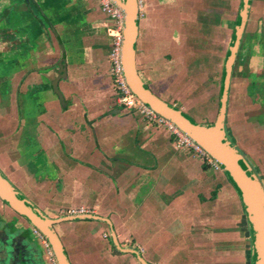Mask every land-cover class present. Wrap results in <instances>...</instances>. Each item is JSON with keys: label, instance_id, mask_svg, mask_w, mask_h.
Here are the masks:
<instances>
[{"label": "crops", "instance_id": "1", "mask_svg": "<svg viewBox=\"0 0 264 264\" xmlns=\"http://www.w3.org/2000/svg\"><path fill=\"white\" fill-rule=\"evenodd\" d=\"M185 1L138 0L136 63L155 94L158 65L184 60L197 19ZM211 1L224 13L225 0ZM232 4L236 28L242 0ZM108 25L98 0H0V171L58 221L71 264H141L128 250L149 264H254L244 203L221 167L117 103ZM79 208L98 219L71 220ZM5 235L23 259L51 264L47 241L0 200Z\"/></svg>", "mask_w": 264, "mask_h": 264}, {"label": "rangeland", "instance_id": "2", "mask_svg": "<svg viewBox=\"0 0 264 264\" xmlns=\"http://www.w3.org/2000/svg\"><path fill=\"white\" fill-rule=\"evenodd\" d=\"M192 1H185L186 9L195 12L197 19L186 38L184 60L176 64V57L169 55L165 68L158 65L162 69L155 71V92L193 120L213 124L218 117L224 66L238 12L233 0L223 2L224 13H216L214 1ZM159 58L165 60L163 55ZM181 66L183 77L179 75ZM229 93L227 138L252 166L264 187V0L252 2ZM32 259L31 252L26 251L24 259L17 258L15 263L32 264ZM8 263L4 260L0 264Z\"/></svg>", "mask_w": 264, "mask_h": 264}, {"label": "water", "instance_id": "3", "mask_svg": "<svg viewBox=\"0 0 264 264\" xmlns=\"http://www.w3.org/2000/svg\"><path fill=\"white\" fill-rule=\"evenodd\" d=\"M114 1L125 13L122 64L127 84L140 101L158 115L173 123L218 163L244 203L253 234L254 264H264V187L252 166L228 140L225 131L233 69L247 27L253 0H242L239 24L235 28L224 66L218 117L213 124H201L193 120L183 110L155 94L143 81L136 63V45L139 35L138 0ZM0 200L42 234L58 264H71L68 253L54 229L58 221L49 218L25 198L1 171ZM69 218L71 220L98 219V217L92 215ZM114 241L118 245L115 236ZM15 242L13 237H7V242L2 243L7 262L14 256L23 260ZM128 252L135 255L141 264H149L139 252L135 250H128Z\"/></svg>", "mask_w": 264, "mask_h": 264}, {"label": "built area", "instance_id": "4", "mask_svg": "<svg viewBox=\"0 0 264 264\" xmlns=\"http://www.w3.org/2000/svg\"><path fill=\"white\" fill-rule=\"evenodd\" d=\"M102 11L107 15L110 20V25L107 26V33L111 39L109 50V73L113 81V85L116 91L117 103L126 110H133L138 112L146 119L150 124L158 127L165 128L175 137V148L177 150H190L201 156L208 164L214 167H220L218 163L211 158L198 144L181 132L173 123L167 119L161 117L151 108L140 101L136 95L132 92L131 88L127 84L124 76L123 64H122V48L124 40L125 29V13L115 3L114 0H98ZM69 216L85 215L86 210L84 208L70 209L68 210ZM34 233L43 239L42 234L34 228ZM47 256L51 261V264H58L55 256L46 242Z\"/></svg>", "mask_w": 264, "mask_h": 264}, {"label": "flooded vegetation", "instance_id": "5", "mask_svg": "<svg viewBox=\"0 0 264 264\" xmlns=\"http://www.w3.org/2000/svg\"><path fill=\"white\" fill-rule=\"evenodd\" d=\"M9 234V233H8ZM4 237V238H3ZM3 237H1L2 239H0V242L2 241L3 243H5V242H7V237H11V236H8V235H5V236H3ZM1 246H3L2 244H1ZM17 248H18V245H17ZM2 250H3V252H4V254H5V250L3 249V247H2ZM1 255V254H0Z\"/></svg>", "mask_w": 264, "mask_h": 264}, {"label": "trees", "instance_id": "6", "mask_svg": "<svg viewBox=\"0 0 264 264\" xmlns=\"http://www.w3.org/2000/svg\"><path fill=\"white\" fill-rule=\"evenodd\" d=\"M241 7H242V4H241ZM241 11V10H240ZM239 19H240V17H238V19H237V25L239 24ZM236 25V26H237ZM234 33H235V30H234ZM234 35V34H233ZM224 73V72H223Z\"/></svg>", "mask_w": 264, "mask_h": 264}, {"label": "bare ground", "instance_id": "7", "mask_svg": "<svg viewBox=\"0 0 264 264\" xmlns=\"http://www.w3.org/2000/svg\"><path fill=\"white\" fill-rule=\"evenodd\" d=\"M161 32V31H160Z\"/></svg>", "mask_w": 264, "mask_h": 264}]
</instances>
